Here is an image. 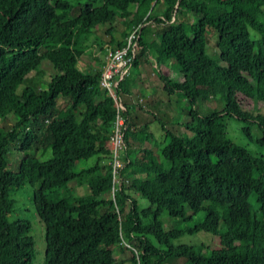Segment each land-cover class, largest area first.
Returning <instances> with one entry per match:
<instances>
[{
  "label": "trees",
  "instance_id": "obj_1",
  "mask_svg": "<svg viewBox=\"0 0 264 264\" xmlns=\"http://www.w3.org/2000/svg\"><path fill=\"white\" fill-rule=\"evenodd\" d=\"M117 21L126 26L121 38ZM140 23L146 63L179 66L175 78L158 73L168 96L187 100V119L176 121L186 133L161 121L164 140L154 144L149 124L131 129L124 100L127 165L113 196L114 100L100 86L101 69L78 62L98 43L99 27L110 24L109 43L120 47ZM152 23L164 26L155 37ZM48 61L56 69L48 88L29 83ZM135 86L128 76L117 92L134 96ZM204 101L218 109L198 110ZM229 120L262 151L230 137ZM15 153L22 159L12 169ZM27 185L33 208L24 213L16 194ZM78 187L89 194L75 195ZM34 211L45 226V264H123L112 257L125 249L130 264H264V0H0V264H35L26 214ZM164 212L183 223L166 230ZM200 233L210 243H174Z\"/></svg>",
  "mask_w": 264,
  "mask_h": 264
},
{
  "label": "rangeland",
  "instance_id": "obj_2",
  "mask_svg": "<svg viewBox=\"0 0 264 264\" xmlns=\"http://www.w3.org/2000/svg\"><path fill=\"white\" fill-rule=\"evenodd\" d=\"M102 2H98V6H100ZM158 9V6L156 7V11ZM116 27V35L118 38L122 37V32L125 30L126 26L121 21H117L114 23ZM110 27V24L103 25L99 27L95 33L98 40V43L93 44L91 48L83 55V60H79L78 65H85V66H91L94 69H101L104 59V52L101 50L100 45L102 43H108L111 39V35L107 33V29ZM164 26H153L150 30H148V35H152V37H155L157 33L161 32ZM152 39V38H151ZM216 40L215 36L212 35L211 42H210V48H209V54L214 56L216 55L215 50ZM147 64V69L144 71V84L147 88V94L144 95L140 91H134V96H124V100L128 103L135 104L136 113H134L131 116L132 121V128L133 131L137 128L139 130L140 128L144 127L146 123L150 122L151 129L154 133L155 140L153 141L156 143V141L160 142L164 140V133L162 130V123L165 122L166 126L170 129H176L179 130L178 134H185L186 130L185 128L181 127L176 123V121L184 122L187 119V114L189 111L187 100H185L184 96L181 94H177V96H168L163 88V83L160 81L158 70L160 69L158 66L153 68V65L151 63H143ZM169 68L167 69V72L170 73V75L173 76V78L176 77L177 72L179 71V66L176 63L175 60H170L168 64ZM153 69V70H152ZM56 73V69L54 68V65L52 62H46L45 65L42 68V71L39 74H35L32 76L33 78L30 80L29 83L34 82L37 84V87L39 88H48V81L51 79V77ZM131 74V75H130ZM129 74V79L132 80V83H136L138 85L140 83L139 74L140 69H132L131 73ZM159 80V81H158ZM26 83L22 84L18 88V92H22ZM143 98V102L139 103V98ZM58 105L60 108L67 107L69 105V100L66 97L60 96L58 98ZM198 110H201L202 112H211L216 109H218V103L216 101H204L199 102L196 106ZM163 121V122H161ZM231 124H228V131L230 134V137L233 139L239 141H243L239 130L237 131V122L229 120ZM6 126H10V121L6 122ZM131 128V127H130ZM131 128V129H132ZM239 128V127H238ZM139 139L142 140L145 138V136H140ZM146 143L142 144L141 147H148L151 146L154 150H158L159 146H155L153 143ZM244 143V141H243ZM138 144V143H137ZM139 145V144H138ZM243 145H246L250 152L255 153L262 151L260 147L257 146L255 143H244ZM52 152L50 151L47 157H44L42 159H48L51 156ZM22 156L19 154H13L12 155V169L17 168L18 163L21 161ZM93 162H89L88 165L91 166ZM16 171V170H14ZM139 177L142 179H145L147 177L146 170H142L139 174ZM127 184H130L128 182ZM71 185H75L74 182H72ZM33 191L34 188H32L30 185H27L22 190L18 191L16 194V198L18 201V206L20 207L18 210L20 212H24V209L26 207L33 208V205L31 203V198L33 200ZM85 195L89 194V189L87 187H78L75 189V195ZM15 197V194H14ZM138 199L140 200V207H146L149 205L148 201L145 198H141L138 196ZM25 213V212H24ZM27 216L32 220V223L34 225L33 229V235L36 241V249H37V256L35 259V264H45V251H46V241H45V226L39 217L37 216L36 212H32L31 214L26 213ZM162 220L164 222V227L166 230L172 229L178 225H181L183 223L182 219H176L168 215L167 212H164L162 214ZM211 238L209 235H204L202 233L196 234V235H189L185 234L181 236L179 239L174 240V243L177 245L182 244H188V245H194L201 243L202 239L206 241V243H210ZM128 243V242H127ZM129 244V243H128ZM128 246V245H126ZM133 254L130 252V250L125 249L124 251L116 250V253L113 255V259L115 262H121L123 264H130L131 258ZM183 261L179 259L176 260V264H181Z\"/></svg>",
  "mask_w": 264,
  "mask_h": 264
},
{
  "label": "built area",
  "instance_id": "obj_3",
  "mask_svg": "<svg viewBox=\"0 0 264 264\" xmlns=\"http://www.w3.org/2000/svg\"><path fill=\"white\" fill-rule=\"evenodd\" d=\"M156 25V23H152V26ZM144 26L143 23L135 26L126 37L123 46L117 47L105 43L102 48L100 47L104 52V59L99 83L101 88L113 98L116 111L112 134L108 142L111 156L109 165L112 170L111 193L113 196L123 187L124 177L122 173L127 165L126 135L129 130L128 106L124 98L117 92V87L122 80L129 76L137 58L141 57L142 62H146V57L142 55L143 47L140 45ZM154 66L156 67L157 63ZM143 100L142 97L139 98V103L141 104Z\"/></svg>",
  "mask_w": 264,
  "mask_h": 264
},
{
  "label": "crops",
  "instance_id": "obj_4",
  "mask_svg": "<svg viewBox=\"0 0 264 264\" xmlns=\"http://www.w3.org/2000/svg\"><path fill=\"white\" fill-rule=\"evenodd\" d=\"M110 44H112V43H110ZM113 46V45H112ZM155 64V63H154ZM169 64V63H168ZM168 64L167 65H165V66H158V64H157V66L160 68L159 70H158V72H167V69L169 68V66H168ZM155 66L153 65V68H154ZM140 74H139V81H140V86H135L133 89H134V91H140L141 92V87L143 86V88H144V90H145V95L147 94V88H146V86H145V84H144V75H145V72L144 71H146V70H149V69H147V64H141L140 65ZM144 70V71H143ZM153 70V69H152ZM150 71V70H149ZM159 81V80H158ZM161 81V80H160ZM134 93V92H133ZM134 95V94H133ZM127 104L128 105H130V108H131V113H132V115L134 114V113H136V109H134L135 108V104H133V102L132 103H128L127 102ZM131 115V116H132ZM130 122H131V124H132V121H131V117H130ZM150 122H148V123H146L145 125H147V124H149ZM149 125H151V124H149ZM132 130H133V128H132ZM155 144V143H154ZM148 148H151V149H153L151 146H148ZM154 150V149H153ZM156 151V150H155ZM139 176V175H138Z\"/></svg>",
  "mask_w": 264,
  "mask_h": 264
},
{
  "label": "clouds",
  "instance_id": "obj_5",
  "mask_svg": "<svg viewBox=\"0 0 264 264\" xmlns=\"http://www.w3.org/2000/svg\"><path fill=\"white\" fill-rule=\"evenodd\" d=\"M109 43V42H108Z\"/></svg>",
  "mask_w": 264,
  "mask_h": 264
}]
</instances>
